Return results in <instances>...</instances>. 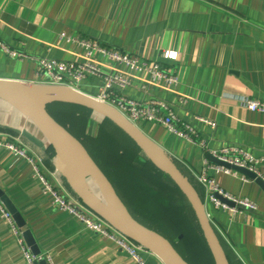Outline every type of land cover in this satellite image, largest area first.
<instances>
[{
  "label": "crops",
  "instance_id": "0c3cea01",
  "mask_svg": "<svg viewBox=\"0 0 264 264\" xmlns=\"http://www.w3.org/2000/svg\"><path fill=\"white\" fill-rule=\"evenodd\" d=\"M62 34L97 40L175 72L178 84L173 91L149 85L143 90L149 75L138 72L127 93L140 101L162 99L181 123L195 126L194 143L162 125L141 124L142 133L195 181L194 174L207 161L213 163L210 150L238 144L256 156L264 155V114L242 103L243 97L264 100V0H0V41L26 55L10 56L0 46V80L36 83L40 67L31 57L81 60L82 49ZM101 86L100 78H89L83 90L92 96ZM198 116L216 127L200 123ZM104 120L93 112L86 136L96 137ZM61 126L89 153L81 139ZM0 139L41 158L44 173L66 198L90 217H100L74 192L50 133L31 110L0 99ZM147 162L140 150L136 160L121 162L110 176L97 165L104 182L85 159L79 160L77 172L90 194L111 205L110 196L115 195L139 221L132 208L149 192L139 191L135 176L149 173L132 171L142 170ZM238 173L220 174V186L234 197L255 202L258 210L233 212L209 204L207 212L235 264H264V189ZM200 186L205 200L206 190ZM0 188L26 221L41 254L50 255L54 264H134L115 242L55 207L42 193L32 165L3 146ZM146 258L151 264H169L152 254ZM0 264H26L18 237L1 214Z\"/></svg>",
  "mask_w": 264,
  "mask_h": 264
},
{
  "label": "built area",
  "instance_id": "2783aa9c",
  "mask_svg": "<svg viewBox=\"0 0 264 264\" xmlns=\"http://www.w3.org/2000/svg\"><path fill=\"white\" fill-rule=\"evenodd\" d=\"M64 37H67L72 43L82 49V59L61 60L47 57H31L32 59L34 58V61L40 67L36 84L67 86L85 93L83 88L86 80L94 77L100 78L102 80L101 89L96 95H92L91 97L117 110L127 121L138 129L142 130L141 124L143 122H153L162 125L171 134L177 135L189 142L195 143L197 141L198 132L195 126L186 122L181 123L175 113L170 110L168 102L162 99L140 101L132 98L127 93L133 80L139 78L137 76L138 72H145L149 75V80L146 81V84L142 85V89H145L146 85H149L167 91H173L174 86L178 84V78L173 70L163 68L158 62L142 60L136 55L112 48L91 38H86L81 35L67 36L66 34H62L61 38ZM0 46L10 56L18 58L26 57L23 53L9 49L1 41ZM169 55V52L166 53V56L169 57ZM242 103L248 110L264 114V100L243 97ZM197 120L212 128L216 127V123L210 119L198 116ZM199 144L206 147L204 140H201ZM0 146L10 150L14 157L23 158L32 165L36 177L42 183V193L50 197L55 207L74 215L88 229L99 232L115 242L120 249L128 254L134 264H151L146 258V255L152 254L153 256H157L145 246L133 241L123 232L107 223L104 219L100 217H94V219L85 212L80 211L58 189L57 184L51 181L44 173L43 160L41 158L30 155L25 148L12 141L0 139ZM209 154L229 165L246 168L264 183V155L256 156L247 148L238 144H229L219 150H210ZM220 174L238 175L239 173L232 168L207 161L203 169L194 174L197 182L206 190V199L204 200L206 211L207 205L209 204L217 210L228 209L233 212H237L239 209L250 211L258 210L255 202L247 198L240 199L225 192L218 181ZM241 177L244 181L250 180L245 175H241ZM221 197L232 202L234 205L223 201ZM0 214L18 237V242L24 254L26 264H35L36 260H46L48 264H54L50 255L44 256L41 254L37 257L31 253L22 237V231L16 226L11 213L1 201ZM207 215L212 221L208 212ZM213 225L216 231L220 233L218 227L214 223Z\"/></svg>",
  "mask_w": 264,
  "mask_h": 264
},
{
  "label": "water",
  "instance_id": "95a60500",
  "mask_svg": "<svg viewBox=\"0 0 264 264\" xmlns=\"http://www.w3.org/2000/svg\"><path fill=\"white\" fill-rule=\"evenodd\" d=\"M0 99L20 103L31 110L40 119L54 141L63 163L62 170H65L74 192L101 218L130 237L133 241L154 252L163 262L169 264H189L169 239L134 219L115 195L110 196L112 199L111 203L114 205L112 206L110 203L100 201L85 189L77 172L80 159H85L94 169L97 176L100 177L103 182L105 180L101 176L100 169L90 154L87 153L86 150L50 115L47 110V105L57 102L79 105L112 121L136 143L148 160L151 161L158 170L168 175L171 180L175 182L186 196L198 219L215 264H230L216 229L207 215L205 202L196 187L190 179L184 175L172 158L143 134L140 129L127 121L117 110L94 100L85 93L76 91L67 86H46L21 81L0 80ZM209 157L213 163L232 168L255 180L264 189L262 180L256 178V175L246 168L229 165L212 155ZM222 200L234 205L226 199L222 198ZM0 201L11 213L14 222H16L18 228L22 231V237L32 254L37 257L40 256L41 250L36 242L34 234L26 227V221L19 210L1 188ZM35 264L48 263L46 260H36Z\"/></svg>",
  "mask_w": 264,
  "mask_h": 264
},
{
  "label": "trees",
  "instance_id": "16d2710c",
  "mask_svg": "<svg viewBox=\"0 0 264 264\" xmlns=\"http://www.w3.org/2000/svg\"><path fill=\"white\" fill-rule=\"evenodd\" d=\"M47 110L56 121L68 127L72 134L84 142L89 154L108 176L117 170L121 162L132 163L138 158L141 149L123 130L108 119L100 124L96 137L86 136L92 110L60 102L49 104ZM178 167L181 169L179 165ZM135 172L149 173V176L138 173L135 176L139 191L148 190L149 196L139 197L132 208L133 216L169 239L189 264H215L194 210L175 182L149 160L142 170ZM183 173L204 198L199 183L187 173ZM217 234L230 264H235L222 236L219 232Z\"/></svg>",
  "mask_w": 264,
  "mask_h": 264
},
{
  "label": "rangeland",
  "instance_id": "374dc122",
  "mask_svg": "<svg viewBox=\"0 0 264 264\" xmlns=\"http://www.w3.org/2000/svg\"><path fill=\"white\" fill-rule=\"evenodd\" d=\"M141 128H142V125H141ZM132 173H135V171L133 170Z\"/></svg>",
  "mask_w": 264,
  "mask_h": 264
}]
</instances>
